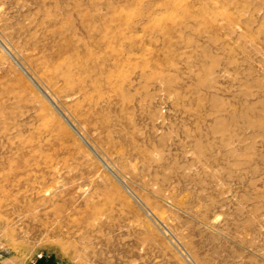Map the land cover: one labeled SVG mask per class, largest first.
Returning <instances> with one entry per match:
<instances>
[{
	"label": "rangeland",
	"instance_id": "obj_1",
	"mask_svg": "<svg viewBox=\"0 0 264 264\" xmlns=\"http://www.w3.org/2000/svg\"><path fill=\"white\" fill-rule=\"evenodd\" d=\"M0 255L264 264V0H0Z\"/></svg>",
	"mask_w": 264,
	"mask_h": 264
},
{
	"label": "bare ground",
	"instance_id": "obj_2",
	"mask_svg": "<svg viewBox=\"0 0 264 264\" xmlns=\"http://www.w3.org/2000/svg\"><path fill=\"white\" fill-rule=\"evenodd\" d=\"M58 174V173H57ZM83 193V192H82ZM155 210H151V211H155V214L159 217L158 219L159 220H161V221H163V222H168V220L170 219L169 218V216H167L165 213H163V212H161L159 209H156V208H154ZM154 213V212H153ZM157 218V217H156ZM171 221V220H170ZM172 223V222H171ZM170 223V224H171ZM168 224V223H167ZM167 224H165L166 226H168ZM164 225V226H165ZM171 225H173V224H171ZM170 226V225H169ZM169 231V230H168ZM177 233V232H176ZM173 234V233H172ZM179 234V233H178ZM173 237H174V235H173ZM178 237H179V235H178ZM175 239V238H174ZM181 241H183V240H181Z\"/></svg>",
	"mask_w": 264,
	"mask_h": 264
},
{
	"label": "built area",
	"instance_id": "obj_3",
	"mask_svg": "<svg viewBox=\"0 0 264 264\" xmlns=\"http://www.w3.org/2000/svg\"><path fill=\"white\" fill-rule=\"evenodd\" d=\"M42 257L40 256V258L39 259H41ZM0 264H3V262H2V256L0 255ZM31 264H38V262L37 261H35V262H32Z\"/></svg>",
	"mask_w": 264,
	"mask_h": 264
},
{
	"label": "crops",
	"instance_id": "obj_4",
	"mask_svg": "<svg viewBox=\"0 0 264 264\" xmlns=\"http://www.w3.org/2000/svg\"><path fill=\"white\" fill-rule=\"evenodd\" d=\"M38 264H54V263H52V262L46 260V261H44V262H40V261H39Z\"/></svg>",
	"mask_w": 264,
	"mask_h": 264
}]
</instances>
